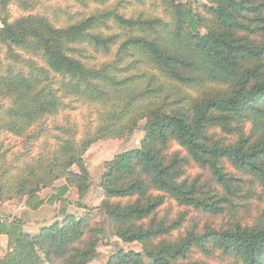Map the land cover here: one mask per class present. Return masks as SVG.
<instances>
[{
	"label": "trees",
	"instance_id": "obj_1",
	"mask_svg": "<svg viewBox=\"0 0 264 264\" xmlns=\"http://www.w3.org/2000/svg\"><path fill=\"white\" fill-rule=\"evenodd\" d=\"M77 1L0 0L28 10L0 13V131L18 138L0 140V201L59 203L63 216L37 234L0 218V264H88L102 230L68 213L67 195L91 187V145L141 120V146L105 163L100 208L151 261L121 250L109 264H264V0ZM75 102L93 118L71 122Z\"/></svg>",
	"mask_w": 264,
	"mask_h": 264
},
{
	"label": "rangeland",
	"instance_id": "obj_2",
	"mask_svg": "<svg viewBox=\"0 0 264 264\" xmlns=\"http://www.w3.org/2000/svg\"><path fill=\"white\" fill-rule=\"evenodd\" d=\"M117 1L118 0H112V2ZM181 1L189 4L195 10H198L203 4H211L209 0ZM37 2L39 3L41 10L50 9V11H52L56 7H63L67 10L75 11L79 8V2L77 0H37ZM148 3H150V0H148ZM120 9L122 10V7H120ZM123 9L127 11L130 10L129 7ZM27 11L28 10L20 8L17 4H11L8 10L0 13L9 14L10 20L13 21L21 15H26L28 13ZM0 26H2L1 23ZM5 53V47L0 46V67L6 66L9 62L8 59H6ZM15 65L16 67L20 66L17 63H15ZM74 106H77L75 110H71L70 108L67 109V112L70 113L71 116V122L72 120H75L78 125H81L83 122H87L89 119L93 118L91 116L93 111L91 112L87 106L76 102L74 103ZM145 122V120H141L139 127L135 131L122 138H110L93 143L84 156L86 166L91 176V187L85 194L84 198L80 200L79 193L76 188H71L67 195L70 202L68 210L72 207L73 212H75L77 216H82L84 214L92 215V226H97L102 230L97 233L98 243L96 245V251L91 256L88 264H109L110 258L121 250L142 252L145 261H151V259L143 252V245L141 242H127L117 235L113 222L105 214L104 210L100 208V204L104 198L103 189L100 184L102 175L105 171V163L108 160L113 159L115 155L121 152L139 148L141 146L146 134L144 129ZM48 124L52 126V120ZM49 139V143L53 145L55 142L52 135H49ZM0 140L9 145L10 142L17 141L18 138L9 132L0 131ZM35 148L36 153L40 152L43 148V144H41V142H37ZM192 172L196 173L198 170L193 169ZM60 183L61 181L57 182L58 185ZM51 193L52 189L46 188L40 192V196L45 198ZM24 202V197H16L6 201H0V218L2 221H7L8 223L13 222L14 224L20 226L23 231L30 234H37L43 227L49 226L57 221H62L63 216L59 212V203L54 205L46 204L43 208L41 207L38 210H32L27 207V205H24ZM85 206L92 208V211L86 209ZM196 216L199 224H203V226H207L208 224L218 225L219 220L221 219L202 215L200 213H196ZM8 239L9 235H2L1 237L0 259L8 252Z\"/></svg>",
	"mask_w": 264,
	"mask_h": 264
},
{
	"label": "crops",
	"instance_id": "obj_3",
	"mask_svg": "<svg viewBox=\"0 0 264 264\" xmlns=\"http://www.w3.org/2000/svg\"><path fill=\"white\" fill-rule=\"evenodd\" d=\"M24 205H26V202H24ZM43 207H45V205H44V206H42V208H43ZM68 213L75 214V212H73V209H72V207H70V208H69V210H68Z\"/></svg>",
	"mask_w": 264,
	"mask_h": 264
}]
</instances>
